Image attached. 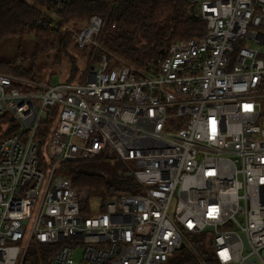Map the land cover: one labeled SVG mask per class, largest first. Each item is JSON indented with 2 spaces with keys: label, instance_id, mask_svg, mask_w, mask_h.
Masks as SVG:
<instances>
[{
  "label": "built area",
  "instance_id": "2783aa9c",
  "mask_svg": "<svg viewBox=\"0 0 264 264\" xmlns=\"http://www.w3.org/2000/svg\"><path fill=\"white\" fill-rule=\"evenodd\" d=\"M188 1L204 35L173 43L151 72L106 54L80 83L0 71L3 128L14 126L0 142V264L33 248L44 264H170L183 243L202 264H264V0ZM103 24L90 16L78 46L98 45ZM51 112L45 167L36 131ZM102 157L140 191L103 202L57 173Z\"/></svg>",
  "mask_w": 264,
  "mask_h": 264
},
{
  "label": "trees",
  "instance_id": "16d2710c",
  "mask_svg": "<svg viewBox=\"0 0 264 264\" xmlns=\"http://www.w3.org/2000/svg\"><path fill=\"white\" fill-rule=\"evenodd\" d=\"M57 2L0 0V42L8 36L34 33L38 44L47 49L53 46L58 36L64 44L69 35L64 24L68 21L89 20L96 14L103 18L104 24L96 35L100 47L91 45L90 65L106 54L111 56L113 63L151 72L173 43L203 36L206 31V22L199 16H192L193 4L188 0H63L60 5ZM0 71L34 79L31 70L2 59ZM6 121L5 115H0V142L14 132L12 125L3 128ZM54 124L55 113L51 112L36 131L40 166H48L46 161L43 164L44 148L51 138ZM120 168L121 163L117 159L102 157L91 161H63L57 173L71 177L75 188H90L94 196L105 202L114 193L135 194L140 191L133 178L118 173ZM187 250L185 247L173 251L170 264H202L190 249ZM204 255L207 264H219L214 258ZM46 261V254L40 256L37 248H33L24 264H44Z\"/></svg>",
  "mask_w": 264,
  "mask_h": 264
},
{
  "label": "rangeland",
  "instance_id": "374dc122",
  "mask_svg": "<svg viewBox=\"0 0 264 264\" xmlns=\"http://www.w3.org/2000/svg\"><path fill=\"white\" fill-rule=\"evenodd\" d=\"M88 23L87 19L68 21L64 24V29L69 30L64 44H62L61 36H58L53 46L47 49L38 44L34 33L5 37L0 42V59L17 63L31 70V76L42 83L87 81L91 67L97 64L95 62L94 65H90L89 55L93 51V46H91L93 44L87 45L84 49L78 46L77 40L79 32ZM97 47L100 46L96 45ZM90 204L91 201L88 206ZM96 209L97 205L94 201L90 210ZM208 237L212 239L213 236L211 233L202 232L193 235L192 240L200 251H205L208 249L206 245Z\"/></svg>",
  "mask_w": 264,
  "mask_h": 264
},
{
  "label": "water",
  "instance_id": "95a60500",
  "mask_svg": "<svg viewBox=\"0 0 264 264\" xmlns=\"http://www.w3.org/2000/svg\"><path fill=\"white\" fill-rule=\"evenodd\" d=\"M191 14H192V16L198 17V14L196 13V9H195V6L194 5H191ZM10 119L13 120V117H10ZM184 248H185V244L183 243L176 250H182Z\"/></svg>",
  "mask_w": 264,
  "mask_h": 264
}]
</instances>
